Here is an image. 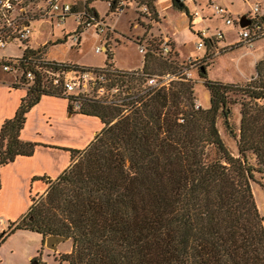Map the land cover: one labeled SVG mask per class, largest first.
<instances>
[{"label":"trees","instance_id":"trees-1","mask_svg":"<svg viewBox=\"0 0 264 264\" xmlns=\"http://www.w3.org/2000/svg\"><path fill=\"white\" fill-rule=\"evenodd\" d=\"M107 1L112 14L124 9L122 0ZM133 1L158 20L157 0ZM185 1L172 3L187 9ZM90 2H75L74 10L86 9L79 35L94 22L91 16L98 18ZM43 47L27 48L20 59L35 79L24 84L15 115L2 123L0 167L33 154L38 143L20 137L27 113L43 94L62 95L43 86L41 72L26 63L47 56ZM107 54L111 58L108 48ZM158 58L147 52L143 71L154 73L148 65ZM47 66L60 69L54 60ZM199 75L211 93L207 108L196 107L189 79L123 94L121 105L84 100L79 112L98 116L103 127L86 148L72 149V163L55 179L39 177L46 189L31 195L14 229L38 231L44 240L71 237L73 247L61 255L71 264H264V215L252 191L256 167L250 162L264 166V57L242 85L205 79V63ZM109 76L122 87L133 79ZM234 88L243 97L238 130L228 98ZM219 118L233 146L225 143Z\"/></svg>","mask_w":264,"mask_h":264},{"label":"rangeland","instance_id":"rangeland-1","mask_svg":"<svg viewBox=\"0 0 264 264\" xmlns=\"http://www.w3.org/2000/svg\"><path fill=\"white\" fill-rule=\"evenodd\" d=\"M122 1L124 2V9L113 14L109 11L107 0H91L89 3L91 7L96 9L99 22H105L107 25L103 33H97L95 25H93L81 33L80 43L76 42L73 36L81 23L77 15L72 13L65 22H59L56 17L53 21L50 18L35 21L32 26L30 44L32 47L46 44L43 50L47 52V59L49 60L76 62L81 66L94 67H102L106 61H109L117 68L131 70L140 66L144 58L138 49L139 42H157L156 47H158L167 36L173 44V51L170 54L173 61L171 63L166 62L167 60L161 57L158 58L159 60L153 59L149 62L148 70L161 74L167 70L178 72L181 66L191 67L193 70L190 71L191 78L189 81L194 86L193 100L195 105L200 104L204 108L210 105L211 93L205 87L204 77L199 75L203 63L206 65L207 78L205 79L242 85L252 75L256 74V64L264 57V40L257 41L254 47L235 46L227 48L237 38L236 31L240 29V26L237 23L226 24L224 19L215 14L209 4L210 0H186L185 5L188 10L175 7L172 0H157L158 20L152 18V12L144 5L140 6L133 0ZM213 1L230 7L234 12L249 9V6L243 4V0ZM196 10L200 11V14L193 16ZM109 27L110 30L107 31ZM204 27L211 30L222 29L225 40H220L215 46L208 48L204 46L199 49L197 47L200 39L198 32ZM59 39L62 41L59 42ZM104 45L110 47L109 55L111 58L103 48ZM97 46H102V51L96 52ZM22 53L23 49L17 48L14 41L0 48V55L3 56H19ZM190 62L192 63L190 64ZM25 88L22 87L20 91ZM228 98L231 106V122L235 130H238L240 127V102L243 97L241 92L234 88L229 92ZM59 102L63 106L65 105L62 108L63 117L57 114L56 124L44 125L40 134H35L39 131L36 129L32 134L27 133V135L31 139L37 137L59 142L60 145L74 149L82 148L89 134L88 129L91 127V129L96 130L97 125L95 123L99 122L91 117L88 119V125H85L76 116L68 118V105L65 104L64 100H59ZM27 114V127L34 129L39 121V111L37 108H33ZM222 122L223 120L219 118V129L226 141L225 143L228 146L230 144L233 146L236 140L223 128ZM250 162L256 167L253 174L252 191L259 211L264 215V166L256 164L253 158L250 159ZM36 192L37 190L33 188L32 193ZM72 247L73 239L68 237L60 242L56 248L46 245L37 253V257L41 259V264H71L68 260L62 259L61 255L68 253ZM10 263L9 258L3 262V264Z\"/></svg>","mask_w":264,"mask_h":264},{"label":"built area","instance_id":"built-area-1","mask_svg":"<svg viewBox=\"0 0 264 264\" xmlns=\"http://www.w3.org/2000/svg\"><path fill=\"white\" fill-rule=\"evenodd\" d=\"M76 0H0V48L6 46L7 43L14 41L17 48H22L26 51L31 47L28 44L31 33L33 31V23L35 20L50 18H58L59 22H65L66 18L74 13L78 20H81L86 15V9L74 10ZM249 6V9L244 13L234 12L230 7L213 0L209 1L210 6L215 14H218L224 22L228 25L237 23L240 29L236 31L237 38L231 42L227 48L234 45L238 46H255L257 41L264 40V0H243ZM200 14L196 10L193 16ZM247 21L245 26L240 25L241 18ZM94 20L90 23V27L95 25L97 33H103L107 25L105 22H99L98 18L91 16ZM110 27L107 28V31ZM200 39L198 41V48L201 49L208 44L215 46L220 40H225L222 29L204 27L198 32ZM73 39L80 43L81 36L79 33L74 34ZM157 42L141 41L138 43V49L145 55L151 52L158 57L171 61V52L173 51V44L169 37L156 47ZM103 48L110 50L109 46L104 45ZM102 46L96 47V52L102 51ZM218 50V49H217ZM219 51V50H218ZM24 54L19 56H0V69L3 71L13 72L16 77V83L20 85H29L35 79V72L31 69L27 71L21 67V61ZM47 56L43 58L28 57L26 63H31L41 73L42 84L47 88H52L69 99L71 109L79 111L83 106L84 100L93 99L99 100L103 103L111 105H121L123 94L136 93V95L144 94L153 88H160L169 86L172 81L178 79L191 78V67L182 66L180 71H167L162 74L145 73L143 66L126 70L124 68H117L113 66L94 67L84 66L76 67L75 63L57 61L60 69L55 70L47 66ZM192 62H190L191 64ZM81 66V65H80ZM125 75L126 78L133 79L126 86L122 87L118 83L112 84V78L109 75ZM49 79V80H47ZM26 81V82H24ZM127 91H123V89ZM196 107H200L197 104ZM2 237H0V244Z\"/></svg>","mask_w":264,"mask_h":264},{"label":"crops","instance_id":"crops-1","mask_svg":"<svg viewBox=\"0 0 264 264\" xmlns=\"http://www.w3.org/2000/svg\"><path fill=\"white\" fill-rule=\"evenodd\" d=\"M243 4L248 6L246 3ZM237 12L244 13L246 10H237ZM30 41H28V44L31 48L43 45L32 47ZM142 61L140 66H143ZM14 83H16V77L13 72L0 69V129L4 120L15 115L22 97L26 94L27 88L20 91L22 87L26 86H15ZM59 100H64L65 104L68 105V118L76 116L85 125H88V119L91 117L99 122L95 123L97 125L96 130L91 129V127L88 129L89 134L82 148L76 149L83 150L86 148L103 127V122L98 116L72 110L69 99L62 95L43 94L39 102L29 110L38 109L39 121L34 129H30L27 127L25 120L20 137L23 140L38 143L35 151L30 156L18 155L13 162L11 161L0 167V234L5 232L4 235L6 236L0 244V264H3L8 258L10 259V264H30L34 259H39L41 262V259L37 257V253L46 247V239L44 240L42 234L38 231L14 228L18 220L30 207L31 195L34 194L32 189L34 188L39 193L44 192L46 189L44 180L39 177L44 176L55 179L72 163V149L74 148L37 137L31 139L27 135V133L29 135L32 134L36 129L39 131L35 134H40V130L44 129V125L52 126L56 124L57 114L63 117L62 108L65 105L63 106Z\"/></svg>","mask_w":264,"mask_h":264},{"label":"water","instance_id":"water-1","mask_svg":"<svg viewBox=\"0 0 264 264\" xmlns=\"http://www.w3.org/2000/svg\"><path fill=\"white\" fill-rule=\"evenodd\" d=\"M246 24L247 21L244 19V17H242L240 20V25L245 26ZM66 238H68V236L51 234L46 238V245L51 248H56L57 245ZM30 264H41V262L39 261V259H34Z\"/></svg>","mask_w":264,"mask_h":264}]
</instances>
